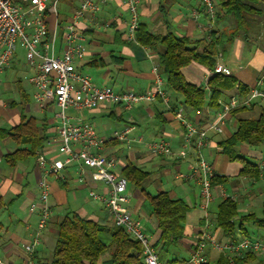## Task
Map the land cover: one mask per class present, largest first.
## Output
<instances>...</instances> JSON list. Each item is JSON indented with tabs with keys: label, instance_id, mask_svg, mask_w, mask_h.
<instances>
[{
	"label": "crops",
	"instance_id": "1",
	"mask_svg": "<svg viewBox=\"0 0 264 264\" xmlns=\"http://www.w3.org/2000/svg\"><path fill=\"white\" fill-rule=\"evenodd\" d=\"M162 1L164 4H162ZM79 2L80 0H72V4L67 10L60 9L59 11L57 8L56 21L59 30L55 53H59L63 46L61 35L71 22V14ZM193 7L201 8L197 0H141L138 8L139 23L144 24L147 30L152 33L163 34L169 30L178 36L187 37L191 42L190 45H196L200 50L202 46L199 40L204 35L197 30L195 21L190 17L189 11ZM127 17L128 11L123 0H106L96 19L89 20L86 17L76 21L75 29L82 35V39L78 41L85 48V54L76 63V69L81 73L90 75L93 82L99 86L109 85L114 90L143 91L152 82L154 76L152 67L154 64L158 65L160 49L141 45L137 40H128L125 24ZM257 19H260V16H256L253 20L256 21ZM46 20L48 30L51 32L55 25V18L48 15ZM199 20H204L202 14H200ZM227 20L229 19L219 18L218 21H215V29L224 31L227 22H230V20ZM104 22L109 23L108 27L101 25ZM224 56L223 51L221 63L230 68ZM14 59L15 57H13L10 65L0 72V93L6 89L5 82L7 79L15 75L21 104L17 109L15 102L0 98V123L1 121L8 123L7 126L0 124V128L6 129L18 124L21 115L26 118L34 117L39 132L44 138L33 155H28L15 165L10 166L5 161L4 155L13 151L16 145L8 136L0 137V264H27L22 244L32 240L39 217L37 209L32 212L28 209L29 203L37 199V181L41 174V167L36 161L35 153L40 151L46 157L63 159V155L57 152V143L54 140L56 119L53 115L56 111V105L52 101L48 102L43 108L38 107L33 100V86L29 85L30 92H27L22 88L21 83V76L28 81L33 68L26 61L20 67H16ZM231 70L233 75L249 88L256 84L260 75L257 74L258 69L243 70L241 64H238L236 69ZM208 71V69L196 63H190L181 68L186 80L202 86H206L209 76ZM159 72L162 75L160 68ZM262 85L264 83L260 85V88H264ZM236 93V89L226 91L221 99H228ZM170 96L172 108L183 107L180 95L170 93ZM260 104H264V102H256L253 104V108H248L244 112L254 109L255 113L256 110H259ZM183 109L188 119L200 126H205L215 112L207 105L201 111L185 107ZM68 113L71 116L76 115L80 120L93 123L97 132L103 136L108 135L113 130L131 125L132 128L127 134V141L109 142L103 150L105 154L115 158L114 170L116 172L121 173L124 165L132 163L147 172L145 178L147 180L153 176L151 171L153 167L162 170L165 176L171 173V167L174 179L182 180L183 183H176L167 179H159L157 186L154 187L155 190L151 192L147 189L144 179L142 187L149 194L166 191L170 197L181 198L188 205L183 223V236L176 244L170 246L167 252L160 251L154 246L162 259H167L172 264H183L188 257L194 235L202 224V211L198 207V185L192 180L179 177L178 173L189 171L190 164L195 160V152L191 150L186 158H180L152 153L145 146L147 141L164 138L173 150L181 148L183 127L175 117L174 111L168 110L159 100H155L151 103L139 102L131 108L103 102L96 107L84 109L79 113L73 110H69ZM1 116H4V118H1ZM237 117L238 115L228 117L222 134L208 133L206 144L200 150L204 159L216 172V175L226 178L224 183L213 187L210 217H212L213 202L223 198L221 196L223 190L230 193L232 198L237 201L238 214L240 210L251 213L255 208L254 203L256 202V205L261 203L257 199V193L260 189L256 186L260 181H264V173L258 181L239 174L242 167L241 163L230 161L222 154L217 144L219 139L227 137L235 130ZM241 152L246 156L264 158L261 151L257 149L242 147ZM146 167H149V169H146ZM89 174L90 170L87 169V180L84 182L79 181L76 178L73 165L65 164L61 171L62 178L50 179L48 203L51 212L46 227L41 232L35 245L33 264H50L56 240L57 224L66 212L74 211L80 216L111 227L112 223L108 210L102 203L94 199H89L85 203L83 201V199L87 200L86 195L89 187L99 190L102 186L100 183L91 182ZM126 193L129 196L128 208L132 216L141 222L150 241L156 243L160 231L151 207L145 199L144 192L127 181ZM237 223L239 222L237 221ZM243 228L237 226L234 230V236L239 238L243 236L251 237L250 232L252 231L260 233L261 236L258 237L262 238L264 236V229H259L260 227L247 229L243 225ZM210 231L218 239H228L221 229L216 228L213 223ZM99 238L105 245L109 244L112 239L108 229L101 231ZM181 250L185 251V254H181ZM218 255L219 253L213 250L208 252L211 261L216 260ZM109 256V253L102 255L98 260V264H103L104 261L109 259ZM252 263L254 262L246 264Z\"/></svg>",
	"mask_w": 264,
	"mask_h": 264
},
{
	"label": "built area",
	"instance_id": "2",
	"mask_svg": "<svg viewBox=\"0 0 264 264\" xmlns=\"http://www.w3.org/2000/svg\"><path fill=\"white\" fill-rule=\"evenodd\" d=\"M59 0H0V72L8 67L15 55L16 46L23 50L26 63L33 68L28 82L33 86V100L38 107L43 108L48 102H54L56 111L57 152L63 159L46 157L42 152L35 153L36 161L41 167V174L37 181V199L30 202V212L38 210L39 217L33 238L22 244L27 264H33L35 245L41 232L45 229L50 216L48 203L50 193V179L62 178L61 171L65 164H72L79 181H86V170H90L91 182L100 183L99 190L89 187L87 196L102 203L108 210L113 225L123 228L140 244V257L143 264H172L162 259L157 249L152 245L148 234L141 222L132 216L129 208V196L126 193L127 179L114 170L115 158L103 152L105 146L113 141H127V134L131 125L113 130L108 135H100L96 127L89 121L80 120L76 115L71 116L68 111L76 113L84 109H91L100 103L122 105L131 108L139 102L151 103L159 100L168 110L172 109L170 92L166 88L159 66L152 67L153 79L150 86L143 91L131 89L114 90L109 85L99 86L93 82L90 75L76 69V63L84 54V45L78 40L82 35L75 29V23L81 18L96 19L106 0H80L71 14V22L61 35L63 46L59 53H55L57 26V2ZM200 9H190V17L195 21L198 31L210 40L215 30L216 0H197ZM48 2H50L48 4ZM128 17L125 20L126 37L136 41V30L139 23L138 8L141 0H123ZM264 10V5H262ZM202 14L204 20H199ZM55 18V25L51 32L48 30L47 16ZM108 27L109 23L101 24ZM222 52L216 54V61L208 74H232V70L220 62ZM264 71L260 73L256 84L246 95H232L228 99H218V108L211 120L205 126H200L188 119L183 107H175L174 115L183 127V141L181 148L173 150L167 140L159 138L145 142L146 148L155 154L186 158L191 150L195 152V160L190 164L186 173L178 176L192 180L198 185V207L202 211V224L194 235L188 257L183 264H205L209 260V250L222 253L233 263L234 258L245 253H253L264 257V239L248 236L228 239H218L212 232L210 204L213 200L211 179L216 175L212 166L204 159L200 150L206 144L208 133L222 134L230 111L235 107H249L256 102H264ZM259 169H264V158L257 162ZM221 196L231 197L226 191Z\"/></svg>",
	"mask_w": 264,
	"mask_h": 264
},
{
	"label": "trees",
	"instance_id": "3",
	"mask_svg": "<svg viewBox=\"0 0 264 264\" xmlns=\"http://www.w3.org/2000/svg\"><path fill=\"white\" fill-rule=\"evenodd\" d=\"M216 21L219 18L230 20V31L212 32L210 40L202 37V48L190 45L187 37L178 36L167 30L165 33H152L144 24L138 23L136 40L144 46L160 49L158 66L165 80L168 91L181 96L183 107L201 111L205 105L215 111L218 108V99L224 92L236 89V95L243 96L249 92V87L241 82L235 75L210 73L206 86L189 82L181 72V68L196 63L211 70L216 61L217 52H223L225 44L231 42L239 30L249 26L250 16H259L264 13L262 5L264 0H216ZM255 104V103H253ZM253 104L249 107H252ZM249 107L240 106L233 108L229 116L237 115ZM171 111H175L172 108ZM8 136L16 145L15 149L4 155L5 161L10 166L19 160L33 155L35 149L40 147L43 136L40 134L36 119L21 115L18 124L9 128H0V137ZM220 151L230 161L241 163L239 174L248 176L251 180L258 181L264 169L257 167L261 158L246 156L237 151V145L247 148L264 146V104L259 105L258 114L255 117H237L235 130L227 137L217 142ZM264 156V151H261ZM128 182L133 183L142 192L151 207L152 214L160 231L159 239L153 246L160 251L167 252L169 247L176 244L183 236L184 219L188 205L181 198H173L166 191L149 194L142 187L147 172L132 163H127L121 169ZM224 176L215 175L211 179L212 188L224 183ZM237 201L231 197H224L216 202L212 212L211 221L216 228L221 229L226 238H235L236 227L243 228V222H251L264 229V192L260 203V214L244 213L238 216ZM238 224V225H237ZM108 229L111 233V241L105 245L99 238V233ZM140 244L133 239L123 228L111 225L107 227L98 221L78 215L74 211L66 212L57 224L56 240L52 251L50 264H98L99 258L109 253V259L103 264H143L140 257ZM161 257V255H160ZM264 264V257H258L253 253H246L236 257L233 263L219 253L216 260H208L205 264Z\"/></svg>",
	"mask_w": 264,
	"mask_h": 264
},
{
	"label": "rangeland",
	"instance_id": "4",
	"mask_svg": "<svg viewBox=\"0 0 264 264\" xmlns=\"http://www.w3.org/2000/svg\"><path fill=\"white\" fill-rule=\"evenodd\" d=\"M72 4V0H60L57 2V8L62 9V10H67ZM162 4L163 1H162ZM260 19H257L254 21L253 19L256 17L255 16H250L248 20L250 21L249 26L245 27L244 29H241L238 31V33L233 37L231 42H228L224 46V59L226 60V63L229 64L231 69H236L238 64H241L243 66V70L246 69H251V70H257V74L262 73L264 71V13L260 14ZM227 19V18H226ZM229 21V20H227ZM228 24L226 25L225 31H230V26L231 22H227ZM162 32V31H159ZM22 48L17 45L16 46V55L15 57V64L17 65L16 67H20V65L23 64L25 61L23 58V53H22ZM221 62V59H220ZM262 70V71H261ZM6 89L0 93V98L3 100L7 101H13L16 104V108L19 109L20 106V96L18 92V85L16 82V76L8 78L7 81L5 82ZM21 83H22V88L25 89L27 92H30V86L31 84L21 76ZM30 85V86H29ZM264 86V85H262ZM264 89V88H262ZM253 108V107H249ZM248 109V108H247ZM247 109H244L237 115L239 117H255L258 114V111L254 113V109L244 112ZM1 118H4V116H1ZM2 126H7L8 123L5 121H1L0 123ZM246 147L243 145H237L236 149L237 151L241 152V148ZM252 149H257L259 151H264V146L260 147H251ZM154 168V169H153ZM151 169L153 176L149 177L147 180L145 179L144 183L147 187L148 190L153 192L155 189L154 187L157 186L158 180H169V181H174L176 183H183L181 179H174L173 173H172V168L170 167L171 173L169 175H164L162 170H157L155 167ZM146 169H149V167H146ZM152 179H154L152 181ZM260 191L257 193V199L260 202L262 199V192H264V181H260L257 183V186ZM86 199H83L84 203L87 202L89 198L86 195ZM82 201V200H81ZM216 200L213 202V208L216 204ZM255 208L253 209V212L255 214L260 213V205H256V202L254 203ZM246 211L240 210L239 215L242 213H245ZM239 215L236 217V221H239ZM244 227L247 229H252L253 227H256L253 223L244 221L243 222ZM261 229V228H259ZM250 236L252 238H255L254 236H261L260 233H256L255 231L250 232ZM261 238V237H258ZM262 239H264V236H262ZM181 254H185V251L181 250Z\"/></svg>",
	"mask_w": 264,
	"mask_h": 264
}]
</instances>
